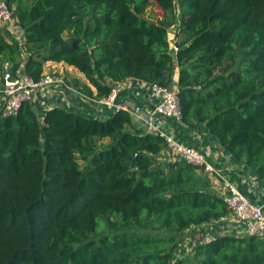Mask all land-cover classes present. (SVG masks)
I'll list each match as a JSON object with an SVG mask.
<instances>
[{"label": "trees", "instance_id": "16d2710c", "mask_svg": "<svg viewBox=\"0 0 264 264\" xmlns=\"http://www.w3.org/2000/svg\"><path fill=\"white\" fill-rule=\"evenodd\" d=\"M7 2L26 47L0 30V66L40 80L63 63L104 98L130 79L172 86L177 64L173 122L203 127L264 183V0ZM146 131L123 110L41 117L26 103L0 117V264H264V240L232 235L196 245L197 262L173 259L178 236L229 211L198 167L162 159L163 138Z\"/></svg>", "mask_w": 264, "mask_h": 264}, {"label": "built area", "instance_id": "2783aa9c", "mask_svg": "<svg viewBox=\"0 0 264 264\" xmlns=\"http://www.w3.org/2000/svg\"><path fill=\"white\" fill-rule=\"evenodd\" d=\"M0 29L2 31L6 30L20 47L23 49L26 47L24 33L16 22L13 9L9 6L7 0H0ZM169 34L168 31L170 50H173V54H176L178 52V40ZM56 85L70 90L56 73L47 74L44 72L40 80H35L24 69L20 68L14 71L13 64L4 62L0 66V117L16 116L24 104H32L37 96L46 93ZM149 90L154 104V110L149 113H146L143 106L138 102L127 101V99L121 100L122 95L117 88H113L111 93L104 98L93 99V103L101 108L128 112L134 122L142 123L148 131L163 138L171 160L185 161L198 167L204 174L217 176L218 171L205 151L177 140L174 136L156 126L155 118L181 122L182 109L178 87L153 83L149 85ZM226 189L227 193L223 200L229 215L219 222H226L231 219L237 223L236 237H254L264 240L263 207L250 200L229 183H226ZM216 233L215 230L214 234ZM214 234L210 236L211 239H214Z\"/></svg>", "mask_w": 264, "mask_h": 264}, {"label": "crops", "instance_id": "0c3cea01", "mask_svg": "<svg viewBox=\"0 0 264 264\" xmlns=\"http://www.w3.org/2000/svg\"><path fill=\"white\" fill-rule=\"evenodd\" d=\"M63 65L65 64L48 62L45 65V69L47 67L57 69V67ZM69 68L74 69L72 67ZM179 75L180 69L176 64L172 83L173 86L178 85ZM86 85L87 86H83L86 88L74 87V94L69 91L67 92V95H63L61 99H59L58 104L51 103V105L47 107L46 105H48L49 101L52 102V100L51 97L48 98L47 93H43L35 98L34 102H32V106L38 114L42 113L40 115L41 117L49 109L54 107H61L70 111L79 112L87 117L108 118L112 115L114 112L113 109L101 108L93 103V99L97 97V90L88 82ZM113 88H117L122 96L126 93L129 98L140 103L146 113L154 110L153 99L148 84L130 79L121 83L113 84ZM52 89L53 88L50 89V94L54 95L55 90ZM59 97L60 96H58V98ZM61 103L65 104L64 107L59 105ZM155 123L159 129L171 134L177 140L201 149L209 155L218 171V175L206 176L203 174V176L212 182L214 192L218 196L223 198L226 195V183H229L241 191L250 200L261 205L264 210V183L259 182L254 173L245 166L243 162L235 160L226 150L218 147L203 127L201 130H192L189 127L180 126L177 123L163 120L161 118H155ZM139 126L144 130L146 129L142 123H139ZM146 132L149 131L147 130ZM164 158L166 159L168 157H162V159ZM226 222H228L226 228L229 230V233L236 231L238 228L237 223L230 219Z\"/></svg>", "mask_w": 264, "mask_h": 264}, {"label": "rangeland", "instance_id": "374dc122", "mask_svg": "<svg viewBox=\"0 0 264 264\" xmlns=\"http://www.w3.org/2000/svg\"><path fill=\"white\" fill-rule=\"evenodd\" d=\"M24 1H28L29 3L32 2L33 0H24ZM186 7V5H182L181 3H179V10H178V14L176 16L175 21L173 20V24L170 26V28L168 29L169 31V35H173L175 37L176 40H178V43L182 40L183 36H182V32H181V28H180V14H181V10L182 8ZM166 16V13L164 12V17ZM163 17V18H164ZM1 30V29H0ZM4 30V29H3ZM5 32H7L6 30H4ZM8 33V32H7ZM9 34V33H8ZM175 42V41H173ZM172 53H174V51L172 50ZM46 65V64H45ZM45 73L47 74H52V73H56L57 75H59L63 81L66 83V85L69 87V89H73L74 87H83V86H87V80L84 77L83 74H81L79 71H77L75 68L71 69L69 68V66L67 65H63L61 67H57V69L51 68V67H47L44 70ZM86 88V87H83ZM52 90H55L54 95L50 94V90H48L47 96L48 98L51 97L52 102L49 101L48 105L52 104H58L59 99H61V97L63 95H67V89L61 88L60 86L56 85L55 87H53ZM71 93H74L73 90L70 91ZM58 93V94H56ZM58 96H60L58 98ZM125 98H127V100L130 101H134L133 99L128 97V94H123L121 100H125ZM61 106L64 107L65 104L61 103L59 104ZM42 113H39V115H41ZM162 157H168L170 158L168 151L165 150V152L162 154ZM210 161L212 162L211 158ZM213 164V162H212ZM214 165V164H213ZM215 166V165H214ZM206 176H210L205 174ZM231 220V219H230ZM230 222V221H228ZM228 222H216V223H212L209 225H205L202 228V231H191L189 232V234L180 237H177V241H178V249L176 250V252L174 253V257L173 259L175 261L181 259V258H185L191 262H197L195 259V247L198 244H203L206 243L208 241H210L211 239V235L214 234L215 230H216V234H214L213 236H223V235H232L235 236V231H233L232 233H229V230L226 228L227 227V223ZM198 237V238H197Z\"/></svg>", "mask_w": 264, "mask_h": 264}]
</instances>
